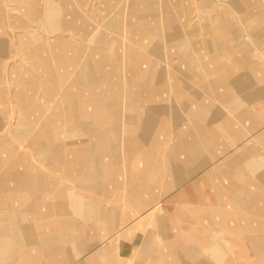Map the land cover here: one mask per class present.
I'll list each match as a JSON object with an SVG mask.
<instances>
[{
    "label": "crops",
    "instance_id": "obj_1",
    "mask_svg": "<svg viewBox=\"0 0 264 264\" xmlns=\"http://www.w3.org/2000/svg\"><path fill=\"white\" fill-rule=\"evenodd\" d=\"M242 1L240 30L263 35L264 0ZM174 52L116 81L122 106L98 95L77 128L0 158V264H264L263 63Z\"/></svg>",
    "mask_w": 264,
    "mask_h": 264
},
{
    "label": "rangeland",
    "instance_id": "obj_2",
    "mask_svg": "<svg viewBox=\"0 0 264 264\" xmlns=\"http://www.w3.org/2000/svg\"><path fill=\"white\" fill-rule=\"evenodd\" d=\"M238 1L0 0V158L30 155L36 129L77 128L98 95L113 92L122 106L128 88L116 81L151 62L171 69L174 51H250L264 67V33L240 30ZM193 56L197 66L210 61Z\"/></svg>",
    "mask_w": 264,
    "mask_h": 264
}]
</instances>
